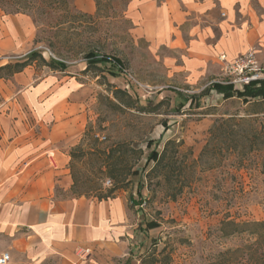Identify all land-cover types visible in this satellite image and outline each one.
<instances>
[{
    "label": "rangeland",
    "instance_id": "374dc122",
    "mask_svg": "<svg viewBox=\"0 0 264 264\" xmlns=\"http://www.w3.org/2000/svg\"><path fill=\"white\" fill-rule=\"evenodd\" d=\"M102 1L98 14L94 0H70L75 14L54 29L43 23L58 18L59 11L37 23L26 14L0 11V64L33 48L46 59L53 56L67 64L59 71L35 62L0 79V119L41 120L47 130L61 123L74 131L68 139L71 148L80 145L84 150L93 146L91 137L83 136L86 129L95 133L101 147L125 141L145 153L160 151L168 139L182 141L179 157L186 178L175 200L165 195L161 177L152 178L149 188L139 185L137 192L138 182L145 180L131 176L132 183L117 193L126 192L148 219L157 221L151 249L158 258L168 264H205L217 251L241 241L240 236L221 237L223 218L264 220V167L259 153H249L241 161L226 151L216 158L200 157L216 119L245 117L250 111L248 102L225 98L208 85L226 78L222 54L231 59L251 47L256 73L264 76V6L246 0V9L236 3L225 14L218 0L208 8L204 3L201 12L192 2L187 6L181 0H129L127 5L123 0ZM88 51L119 58L123 70L115 77L108 65L84 72ZM111 85L129 92L138 107H119ZM263 116L258 114V121H264ZM246 126L240 123L241 130ZM143 162L144 158L136 166ZM74 171L77 193L111 186V180L107 184L108 178L98 177L94 160H77ZM68 195L74 196L71 189Z\"/></svg>",
    "mask_w": 264,
    "mask_h": 264
},
{
    "label": "crops",
    "instance_id": "0c3cea01",
    "mask_svg": "<svg viewBox=\"0 0 264 264\" xmlns=\"http://www.w3.org/2000/svg\"><path fill=\"white\" fill-rule=\"evenodd\" d=\"M181 1L199 12L212 2ZM236 3L246 9V0H218L225 14ZM73 134L61 123L47 130L41 120L0 119V253H10L8 264H134L153 241L158 226L146 227L126 192L68 195Z\"/></svg>",
    "mask_w": 264,
    "mask_h": 264
},
{
    "label": "trees",
    "instance_id": "16d2710c",
    "mask_svg": "<svg viewBox=\"0 0 264 264\" xmlns=\"http://www.w3.org/2000/svg\"><path fill=\"white\" fill-rule=\"evenodd\" d=\"M123 1L125 5L129 2V0ZM102 2V0H94L98 14L102 11ZM0 10L4 14L29 15L36 23L47 18L50 12L59 11L60 16L58 18L43 23L50 29L62 27L69 23L68 17L75 14L70 0H0ZM83 15L92 17L89 14ZM84 58L86 63L84 72L93 66L108 65L107 71L115 77L123 70V64L117 57L88 51L84 54ZM35 62H39L51 70L64 71L67 68V64L63 60L53 56L46 59L40 49L33 48L24 54L9 59L6 63L0 64V79H7L22 72ZM111 87H113L111 89L112 97L118 101L119 107L121 105L128 108L138 107L129 92L115 88L113 85ZM235 87L231 82L225 81H212L208 85L209 89L222 93L225 98L236 96L242 101L248 102L250 111L246 113L247 116L245 117L230 116L216 119L208 131V139L200 151V157L210 155L216 158L226 151L239 156L241 161L249 153H259L263 159L262 165L264 167V121H258V114L263 113L264 115V77L249 81L242 86V90ZM194 98L195 94L189 95L190 104L193 100L195 101ZM241 122L247 124L243 130L240 128ZM83 136H90L93 140V146L84 150L80 145H77L68 152L72 178L70 189L74 196L84 195L99 200L114 197L118 190L124 189L132 183L131 176L136 175L142 176L145 180V184L142 180L138 182L137 192L142 186L149 188V182L154 177L162 178L165 185V195L169 199L175 200L182 192L186 178V166L179 157V147L182 141L168 139L160 151L152 149L145 153L143 148L132 147L129 142L125 141L114 143L108 147H101L98 139L94 138L95 133L91 129H86ZM151 143L152 141L148 140L145 147L149 149ZM84 158L95 161L98 177L103 176L111 180V186L105 189L94 187L89 191L77 193L75 188L78 178L74 167L77 160L83 161ZM143 158V164L140 167L136 166V163ZM212 166L213 164H210V167ZM262 172L264 173V170ZM162 182L159 180L157 184ZM129 201L131 205L138 204L140 207V203L134 202L130 198ZM145 225L147 228H152L158 226V223L155 220L146 219ZM219 232L221 237L225 238L240 236L241 241L232 247L217 251L205 264H264V220L235 221L225 217L220 221ZM152 246H154L153 241L140 256L139 264H168V260L156 256L154 249H151Z\"/></svg>",
    "mask_w": 264,
    "mask_h": 264
},
{
    "label": "built area",
    "instance_id": "2783aa9c",
    "mask_svg": "<svg viewBox=\"0 0 264 264\" xmlns=\"http://www.w3.org/2000/svg\"><path fill=\"white\" fill-rule=\"evenodd\" d=\"M255 54V48L253 47L231 59H227L226 56L222 54L221 59L224 61L223 69L225 71L226 78L224 80L214 81L231 82L236 87H242L251 80L263 78L264 76H260V74L256 73L257 62ZM106 183H110V180H106ZM10 260L11 255L8 251L0 253V264H8Z\"/></svg>",
    "mask_w": 264,
    "mask_h": 264
}]
</instances>
